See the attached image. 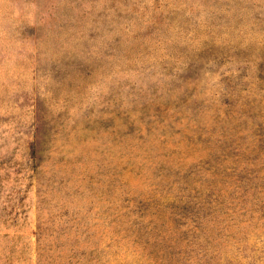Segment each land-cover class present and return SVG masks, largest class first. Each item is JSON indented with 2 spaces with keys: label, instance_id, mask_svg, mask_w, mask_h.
Wrapping results in <instances>:
<instances>
[{
  "label": "rangeland",
  "instance_id": "rangeland-1",
  "mask_svg": "<svg viewBox=\"0 0 264 264\" xmlns=\"http://www.w3.org/2000/svg\"><path fill=\"white\" fill-rule=\"evenodd\" d=\"M0 264H264V0H0Z\"/></svg>",
  "mask_w": 264,
  "mask_h": 264
}]
</instances>
